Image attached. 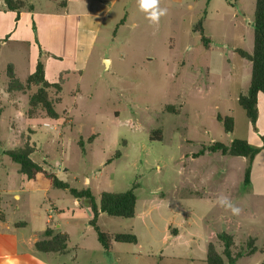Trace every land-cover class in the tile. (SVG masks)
I'll list each match as a JSON object with an SVG mask.
<instances>
[{"label":"rangeland","instance_id":"1","mask_svg":"<svg viewBox=\"0 0 264 264\" xmlns=\"http://www.w3.org/2000/svg\"><path fill=\"white\" fill-rule=\"evenodd\" d=\"M228 1L214 0L215 6L204 5L197 13L161 0L168 14L153 25L137 2L129 5L126 0L129 6L116 9L104 25L83 77L71 76L61 91L48 89L59 121L48 118L41 108L29 116V100L37 87L8 93L5 56L0 54V184L8 183V190L17 187L22 196L15 201L8 193L20 207L10 216L39 227L45 223L49 199L66 195L73 202L63 190L46 192L43 175L29 180L20 174L19 165L6 155L29 144L35 162L73 188L90 189L96 203L104 192L121 193L136 186V217L102 214L101 231L142 234L151 227L162 239L168 225L185 231L182 224L187 221L195 234L232 235V256L241 255L237 264L250 259L251 264H260L263 253L251 258L247 252L252 239L254 245L259 240L258 247L264 250V198L254 196V189L245 184L247 159L207 150L217 142L230 145L235 139L252 145L253 126L238 102L250 86L252 64L239 51H253L255 6L252 3L246 18L235 24L220 22L231 11ZM203 18L201 35L195 25ZM26 76L23 68L18 69L16 77L22 84ZM219 117L234 119L232 133L225 131ZM129 119L132 124L126 123ZM159 132L162 140L156 138ZM259 167L264 170V158ZM221 195L241 209L239 215L216 203ZM80 201L84 211H76L64 227L71 234L70 244H99L88 226L90 213L85 207L91 202ZM37 208H41L38 219ZM252 215L254 219L245 220ZM54 221L64 222L58 215ZM250 224L257 234L245 231ZM213 242L223 255V243L217 236ZM177 263L191 264L162 260L158 255L143 256L137 262Z\"/></svg>","mask_w":264,"mask_h":264},{"label":"crops","instance_id":"2","mask_svg":"<svg viewBox=\"0 0 264 264\" xmlns=\"http://www.w3.org/2000/svg\"><path fill=\"white\" fill-rule=\"evenodd\" d=\"M15 1L23 2V5L19 10L12 11L8 9L5 0H0V54L5 56L6 67L11 64L16 76L18 69L23 68L27 73V78L34 72L38 63H42L46 80L50 83L63 80L62 89L71 76L77 75L80 79L83 77L87 62L111 14L116 9L125 7L127 3L130 5L136 2V0H127V3L126 0ZM164 3L170 7L197 13L202 12L204 5L209 9L216 4L214 0H164ZM252 3L255 6L256 0L228 1L226 7L230 8V13L222 17L221 21L218 20L220 22L228 20L235 24L242 18H246V11L251 9ZM200 21H204V18ZM257 108L258 118L254 126L251 123L253 129L249 140L254 147L260 148V152L252 164L250 187L254 189V196L264 198V170L259 167V161L264 158V94H259ZM38 176L32 180H37ZM47 182L46 192H49V189L54 187L48 179ZM7 184H0V264H137L141 257H154L155 255L162 260L170 258L178 262L185 260L191 264H207L208 245L218 235L217 232H211L208 236L199 233L196 235L189 230L190 224L185 221L182 224L187 228L185 231L177 226L172 227L173 224H170L162 239H159L157 231L151 227L146 228L142 234L130 230L129 233L138 237V243L113 242L109 251L105 250L100 242L96 245L80 243L71 245V234L64 227L70 225L69 218L75 217L78 213L76 211H84L80 199L73 197L72 203L65 197L66 195L55 198V202L49 199L50 208L45 210L44 225L33 227L29 222L10 216L19 212L20 207L15 201H21L22 196L17 187L8 190ZM8 193L12 194L15 201L10 200ZM85 208H88L90 213L89 226L92 218L91 208L89 206ZM39 210L41 208L35 210L37 219ZM55 215H58L59 219L64 222L54 221ZM253 216L246 217L245 220H252ZM238 225L241 229L240 222ZM48 227L68 235L69 240L65 253L37 250L36 243L40 234ZM245 231L249 235L257 234L251 224ZM84 234L81 232L80 236L83 237ZM257 242L255 246L258 251L256 253H261ZM255 254L251 255V258ZM240 259L233 264H237ZM247 264H251V259Z\"/></svg>","mask_w":264,"mask_h":264},{"label":"trees","instance_id":"3","mask_svg":"<svg viewBox=\"0 0 264 264\" xmlns=\"http://www.w3.org/2000/svg\"><path fill=\"white\" fill-rule=\"evenodd\" d=\"M231 1V0H229ZM9 10L16 11L21 8L23 2L15 0H5ZM203 21H199L195 25V30L204 34ZM254 47L252 53L239 51L241 57L247 59L252 64L250 86L244 94H240L238 102L246 112L250 122L255 125L258 118V96L264 94V0H256L254 11ZM206 42L205 37H203ZM8 78V93L14 91H24L32 87H37V92L31 96L29 100L30 110L29 116L36 115V110L41 108L48 118L59 121V114L55 109L56 102L50 97L48 89L56 88L62 90L63 80L58 83H50L45 78L44 67L42 63H38L34 72L28 76L26 84H22L16 77L14 68L11 64L6 67ZM223 122L224 129L227 133H232L235 128V121L232 117H219ZM157 134V133H155ZM159 140H162V135L159 132ZM264 141V138H263ZM211 152H221L223 155L233 157H243L247 159V168L245 171V184L251 183L252 164L255 157L260 152V148L250 145L246 140L235 139L230 145L217 142L211 145L208 149ZM206 150L203 149L200 154ZM34 148L26 144L24 147L15 148L6 151V155L17 165H19L20 173L26 176L29 180L36 179L38 175H43L51 182V185L56 189L67 191L72 197L77 199H87L91 202L90 212L92 218L90 225L96 231L98 241L107 251L111 249L112 243L120 244H137L138 237L133 233H117L109 235L101 231L98 226V218L100 214H107L111 217L132 219L136 216L137 195L134 186L132 189L121 193L104 192L101 194L100 201L97 204L94 201L93 194L90 189H77L70 186L69 183L60 180L54 173L47 172L40 164L32 159ZM117 153L116 156H119ZM219 241L223 243V255L228 259L225 262L223 255H221L214 242H210L207 251V264H233L237 258L232 256V248L234 247L233 236L222 232L217 235ZM69 237L55 228L48 227L40 234V238L36 243V248L40 252H55L65 253L68 246ZM255 239L249 241L247 255H254L258 248L254 245ZM264 253V250H261ZM261 264H264V260Z\"/></svg>","mask_w":264,"mask_h":264},{"label":"clouds","instance_id":"4","mask_svg":"<svg viewBox=\"0 0 264 264\" xmlns=\"http://www.w3.org/2000/svg\"><path fill=\"white\" fill-rule=\"evenodd\" d=\"M139 11L145 14L146 19L153 25H158L161 18L168 14L166 7H161V0H136ZM126 123L132 124L131 119ZM216 203L227 210H230L233 215H239L241 209L233 204V202L227 196L217 197Z\"/></svg>","mask_w":264,"mask_h":264},{"label":"water","instance_id":"5","mask_svg":"<svg viewBox=\"0 0 264 264\" xmlns=\"http://www.w3.org/2000/svg\"><path fill=\"white\" fill-rule=\"evenodd\" d=\"M105 62H106V63H109V61H108V60H105Z\"/></svg>","mask_w":264,"mask_h":264},{"label":"built area","instance_id":"6","mask_svg":"<svg viewBox=\"0 0 264 264\" xmlns=\"http://www.w3.org/2000/svg\"><path fill=\"white\" fill-rule=\"evenodd\" d=\"M49 124H46V126H48Z\"/></svg>","mask_w":264,"mask_h":264}]
</instances>
